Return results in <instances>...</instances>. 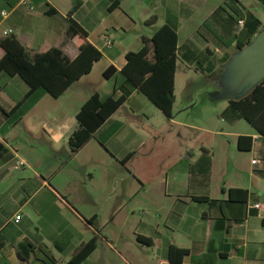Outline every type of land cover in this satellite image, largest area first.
<instances>
[{"label": "crops", "instance_id": "obj_1", "mask_svg": "<svg viewBox=\"0 0 264 264\" xmlns=\"http://www.w3.org/2000/svg\"><path fill=\"white\" fill-rule=\"evenodd\" d=\"M77 1L72 21L103 55L91 74L54 99L0 72V264H77L93 238L96 250L78 264H172V247L187 251L182 264H264V136L231 105L264 80L245 78L239 65L264 34V3L0 0V40L16 36L33 56L58 48L75 60L80 38L68 37V14ZM165 25L179 36L174 117L135 91L71 157L83 106L95 94H123L119 73L94 82L98 65L105 63L103 74L122 71L143 38ZM180 81L190 93L182 108ZM197 93L206 94L202 104ZM243 137L252 138L250 151L241 149ZM232 190L247 199L233 200Z\"/></svg>", "mask_w": 264, "mask_h": 264}, {"label": "trees", "instance_id": "obj_2", "mask_svg": "<svg viewBox=\"0 0 264 264\" xmlns=\"http://www.w3.org/2000/svg\"><path fill=\"white\" fill-rule=\"evenodd\" d=\"M264 3V0H260ZM82 2L77 1L68 16L71 26L68 32L70 39L80 38V54L75 60H70L65 53L54 48L44 54L31 55L16 36H9L0 40V50L5 56L0 61V72L11 77H21L32 89H44L54 99L62 97L75 83L92 73L96 63L103 59V55L87 41V33L74 21L72 17L81 8ZM55 12L53 15H57ZM157 18L147 23L155 24ZM144 47L140 52L130 53L127 64L118 71L110 66L103 74L111 79L118 73L125 79L120 87L122 95L117 97L115 92L102 99L95 94L78 114V129L70 137L71 157L77 155L101 128L127 101L135 91H140L155 104L168 118L174 117L176 103V73L179 61L178 31L171 25L163 26L152 38H143ZM231 105L264 136V80L253 91L241 100H232ZM243 141L249 145L244 146ZM241 149L250 151L252 138L240 139ZM6 152L0 142V160ZM130 159V158H129ZM123 161L126 164L128 160ZM232 199L245 200L247 192L232 190ZM240 194L241 197H236ZM150 244L148 239H140ZM98 240L93 238L77 256V264L83 263L97 248ZM187 251L172 247L170 261L172 264H182Z\"/></svg>", "mask_w": 264, "mask_h": 264}, {"label": "water", "instance_id": "obj_3", "mask_svg": "<svg viewBox=\"0 0 264 264\" xmlns=\"http://www.w3.org/2000/svg\"><path fill=\"white\" fill-rule=\"evenodd\" d=\"M239 65L247 70L246 77L256 76V80L264 78V34L249 50Z\"/></svg>", "mask_w": 264, "mask_h": 264}, {"label": "rangeland", "instance_id": "obj_4", "mask_svg": "<svg viewBox=\"0 0 264 264\" xmlns=\"http://www.w3.org/2000/svg\"><path fill=\"white\" fill-rule=\"evenodd\" d=\"M262 10H264L263 7H260ZM104 68H105V63H102L101 65H98V67L96 68V70L94 71L93 75H92V78L94 79V82L96 84H102V82L104 81V76H103V71H104ZM203 80H206L203 79ZM206 83V81H204V84ZM210 84L213 83V82H209ZM201 84V82H200ZM201 89V88H199ZM178 108H182L184 107L185 105L188 104L189 100H190V96H189V86L186 87V82L182 83L181 81L179 82V89H178ZM195 99L200 103L202 104L204 102V100L206 99V94H202V93H197L195 94ZM200 109V107L198 108ZM195 121L198 122V121H202L203 117L201 116V114L197 113L195 115ZM207 119H209V116H207ZM221 125L223 126V124L220 122H218V119H217V122H216V125L215 126H220ZM227 126V125H225ZM249 125H245L244 123V127L245 128H249L248 127Z\"/></svg>", "mask_w": 264, "mask_h": 264}, {"label": "built area", "instance_id": "obj_5", "mask_svg": "<svg viewBox=\"0 0 264 264\" xmlns=\"http://www.w3.org/2000/svg\"><path fill=\"white\" fill-rule=\"evenodd\" d=\"M4 17H6L7 16V13L5 12V13H3L2 14ZM241 24H242V22H241ZM7 34V33H6ZM103 39H104V41H105V45H106V47H112L113 46V41H112V39L108 36V34H104L103 35ZM253 164L254 165H256V164H258V161L257 160H254L253 161ZM25 166V163L23 162V161H18L16 164H15V168L16 169H22L23 167ZM255 209H261L262 208V206L260 205V204H256L255 206ZM19 217H18V219H17V221H19Z\"/></svg>", "mask_w": 264, "mask_h": 264}]
</instances>
